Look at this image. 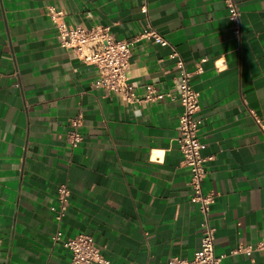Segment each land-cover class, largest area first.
<instances>
[{"label": "crops", "instance_id": "obj_1", "mask_svg": "<svg viewBox=\"0 0 264 264\" xmlns=\"http://www.w3.org/2000/svg\"><path fill=\"white\" fill-rule=\"evenodd\" d=\"M233 2L237 22L225 0H0V264H73L53 242L58 229L91 234L113 264H167L201 249L191 170L175 141L182 105L130 104L96 87L98 71L60 45L49 6L119 38L143 32L148 18L189 71L202 67L191 82L204 189L217 194L216 254L222 264H264V0ZM132 50L138 94L178 91L169 47L141 39ZM78 113L83 140L73 148L67 132ZM59 184L71 191L60 224L51 210Z\"/></svg>", "mask_w": 264, "mask_h": 264}, {"label": "built area", "instance_id": "obj_2", "mask_svg": "<svg viewBox=\"0 0 264 264\" xmlns=\"http://www.w3.org/2000/svg\"><path fill=\"white\" fill-rule=\"evenodd\" d=\"M233 9L231 18L238 21L239 10L233 0H225ZM142 11L148 12L147 3L142 6ZM48 15L56 24L59 43L62 47L71 50L76 58L93 66L99 74L96 87L104 88L122 98L125 102L145 103L163 98L178 101L182 105L179 115V134L175 138L177 147L182 155V161L191 170V200L198 204L201 213V249L192 259L175 255L169 258L167 264H222L225 254H216L215 226L212 222L210 211L216 201L217 194L204 189L207 177V157L202 154L200 94L193 86L191 79L195 72H201L202 67L189 71L185 62L169 39L157 30L151 21L145 19V30L131 38H119L110 26L98 24L94 27H85L68 23L65 13L54 6H49ZM238 30V29H237ZM141 39H148L163 47L171 49L170 57L176 60L178 66L179 88L177 92H163L149 85L143 95L138 94L129 83L128 69L133 46ZM83 114L78 113L70 120V129L67 132V141L76 148L83 140L81 131ZM57 204L51 206L55 218L60 224L63 220L70 202L71 191L67 184L57 186ZM54 244L60 243L70 251L73 264H113L99 247L91 234L80 233L74 237L64 238L61 229L52 236ZM258 247L264 248V239ZM239 247L234 252H239Z\"/></svg>", "mask_w": 264, "mask_h": 264}, {"label": "clouds", "instance_id": "obj_3", "mask_svg": "<svg viewBox=\"0 0 264 264\" xmlns=\"http://www.w3.org/2000/svg\"><path fill=\"white\" fill-rule=\"evenodd\" d=\"M137 115H138V113H137Z\"/></svg>", "mask_w": 264, "mask_h": 264}]
</instances>
